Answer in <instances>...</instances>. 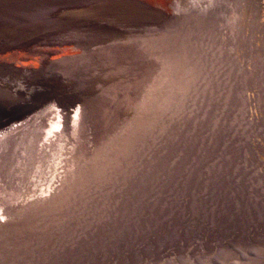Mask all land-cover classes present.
Instances as JSON below:
<instances>
[{
	"label": "rangeland",
	"instance_id": "rangeland-1",
	"mask_svg": "<svg viewBox=\"0 0 264 264\" xmlns=\"http://www.w3.org/2000/svg\"><path fill=\"white\" fill-rule=\"evenodd\" d=\"M0 264H264V0H0Z\"/></svg>",
	"mask_w": 264,
	"mask_h": 264
}]
</instances>
